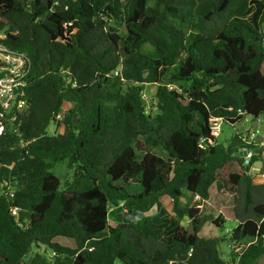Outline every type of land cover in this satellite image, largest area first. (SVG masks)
I'll use <instances>...</instances> for the list:
<instances>
[{"label": "trees", "instance_id": "trees-1", "mask_svg": "<svg viewBox=\"0 0 264 264\" xmlns=\"http://www.w3.org/2000/svg\"><path fill=\"white\" fill-rule=\"evenodd\" d=\"M0 29L31 60L21 135H0V264H260L264 185L248 172L264 142L245 164L244 133L219 142L208 118L264 120V0H0ZM110 200L159 211L111 225ZM225 220L230 242L254 240L238 258L203 233Z\"/></svg>", "mask_w": 264, "mask_h": 264}, {"label": "built area", "instance_id": "built-area-1", "mask_svg": "<svg viewBox=\"0 0 264 264\" xmlns=\"http://www.w3.org/2000/svg\"><path fill=\"white\" fill-rule=\"evenodd\" d=\"M7 34L5 29H0V135L10 130L17 136H20L18 115L26 106L24 98V87L26 85L27 76L31 68V60L24 52L16 51L6 44ZM64 110L58 112L55 115V120H61ZM262 122V118H258ZM223 120L221 117L211 116L208 118L210 135L217 138L221 132V124ZM258 129H252L248 133L243 134V141L245 145L241 147L243 150H247L244 155L245 164L249 163L252 150L250 145H256V134ZM264 137L258 145L263 144ZM260 172V176L264 182V158L262 160L261 168L251 165L250 173ZM12 193H10L11 195ZM195 201L200 200L199 195L194 196ZM200 207V204H196ZM11 213L17 215V208L12 207ZM254 241V240H253ZM251 241V242H253ZM230 242L228 247L235 256L238 258L245 247L250 244Z\"/></svg>", "mask_w": 264, "mask_h": 264}, {"label": "rangeland", "instance_id": "rangeland-1", "mask_svg": "<svg viewBox=\"0 0 264 264\" xmlns=\"http://www.w3.org/2000/svg\"><path fill=\"white\" fill-rule=\"evenodd\" d=\"M150 3H152V0H150ZM108 26H110L111 28L115 27L118 31L123 32L124 27H123V22H113V21H108ZM155 88L156 85L154 84H147L145 85L144 88V95L147 98V102H153V96H154V92H155ZM69 104L65 103L63 105V107L66 109L68 108ZM194 125V122H193ZM251 123H250V119L247 117H244L243 119H241L240 121L236 122L234 125H231L230 123L223 121L221 124V132L219 134V136L217 137V140L219 142H225L227 140H229L231 138V136L237 131L243 133H247L248 131H245V128H250ZM57 130L59 131V129H57V127L55 126L54 122L50 123L49 126L47 127L46 131L48 134H53L54 131ZM250 130V129H249ZM155 152L163 157L166 156V152L165 150L161 147V146H156L154 148ZM52 171L58 175L61 179V182H63L66 179H70L71 177V171L67 170L65 167V163L64 162H59L56 163L53 168ZM136 179H132L130 181V183L128 184V189L132 192H138L141 190V186L138 182H135ZM159 201L161 203L162 208H164L168 213H172V201L170 198H168L167 196H161L159 198ZM181 205H185L186 201L184 199L180 200ZM113 205H111V208L109 210L110 215H109V223L111 225H115V221H114V210H113ZM159 211V208H156V210H154L153 214H156ZM151 216V215H150ZM181 224L186 225V222L184 220H181ZM237 222L234 220H225L221 227H212L210 226V223L207 222L203 225V233L204 234H215L217 237H219L221 240L219 242V250H220V256L222 259L227 260L230 254V249L228 247L230 241H229V235L232 232L233 228L236 226ZM55 241L59 242L62 245L65 246H74V243L69 240L66 239L64 237H55L54 238ZM41 250H44V247H41ZM260 264H264V256L260 259L259 261Z\"/></svg>", "mask_w": 264, "mask_h": 264}, {"label": "water", "instance_id": "water-1", "mask_svg": "<svg viewBox=\"0 0 264 264\" xmlns=\"http://www.w3.org/2000/svg\"><path fill=\"white\" fill-rule=\"evenodd\" d=\"M23 1L24 0H21L22 3H23ZM241 111L243 112V108L241 109ZM246 117L250 119L252 129H258L259 128L258 136L260 138H257V136H256L255 142L257 144L255 146L251 147V150H253V149H256L259 147L258 143H260L264 137L263 136V134H264V120H262V122H260L259 119L252 114H246ZM246 153H247V150H243V149H240L238 152V154L241 156L246 155ZM253 165L258 167V168H261L262 160L254 161ZM110 204L113 205V207H114L116 221L121 222L122 226H124L126 223H132V222L137 221V220H142L145 216L152 215L154 210H156L155 204L145 212H142L141 210H138V209L124 210L122 204L119 203L118 200H110ZM187 227H188L187 233L193 234L194 233V227H193L192 222L190 220L188 221ZM47 252L52 253V248L48 246Z\"/></svg>", "mask_w": 264, "mask_h": 264}, {"label": "crops", "instance_id": "crops-1", "mask_svg": "<svg viewBox=\"0 0 264 264\" xmlns=\"http://www.w3.org/2000/svg\"><path fill=\"white\" fill-rule=\"evenodd\" d=\"M249 129H250V128H249ZM249 129H248V128H245V131H248ZM249 132H250V130H249ZM256 136H257V138H260V137L258 136V132H257ZM263 136H264V134H263ZM248 173L251 174L250 172H248ZM254 183L264 185V182H263L261 176H260L259 178H256V179L254 180Z\"/></svg>", "mask_w": 264, "mask_h": 264}]
</instances>
